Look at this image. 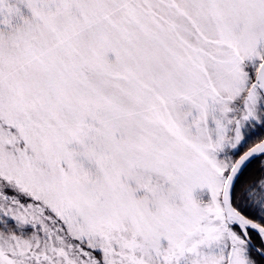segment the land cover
I'll list each match as a JSON object with an SVG mask.
<instances>
[{"label": "snow or ice", "instance_id": "obj_1", "mask_svg": "<svg viewBox=\"0 0 264 264\" xmlns=\"http://www.w3.org/2000/svg\"><path fill=\"white\" fill-rule=\"evenodd\" d=\"M0 264H264V0H0Z\"/></svg>", "mask_w": 264, "mask_h": 264}]
</instances>
